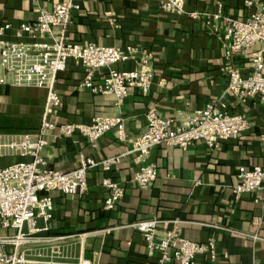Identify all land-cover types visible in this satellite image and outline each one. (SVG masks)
Listing matches in <instances>:
<instances>
[{"label": "crops", "instance_id": "obj_1", "mask_svg": "<svg viewBox=\"0 0 264 264\" xmlns=\"http://www.w3.org/2000/svg\"><path fill=\"white\" fill-rule=\"evenodd\" d=\"M60 0H0V35L9 41L29 42L18 34L20 23L34 20V8L50 10ZM183 0L181 14L159 8L158 0H80L71 11L65 35L71 42L137 48V58L118 64L132 70L146 58L152 73L146 93L130 88L119 104L109 94H94L81 87L80 67L71 59L56 77L60 99L54 123H87L95 115L119 116L125 140L118 141L110 129L94 143L77 133L62 137L46 131L41 151L45 167L68 171L78 165V156L100 160L119 156L108 170L87 169L86 188L81 195L50 191L52 201L49 235L72 236L65 240L76 250L75 235L82 234L81 256L97 264H154L158 253L149 254L141 234L133 224L156 220V234L162 222L178 220L179 233L193 242L213 243L214 258L201 254L194 264H264V186L255 194L234 199L230 189L237 183L236 168L257 165L264 169V100L258 96L241 103L226 92V67L242 75L250 71L249 51L240 50L224 57V17L242 19L264 0ZM195 12L196 17L188 16ZM217 14V17H213ZM254 47H257L255 45ZM0 166L29 160L4 145L19 134L33 135L40 123L45 90L13 84L0 70ZM163 79V85L159 79ZM212 103L228 113L243 114L247 128L234 139L209 148L201 141L184 150L163 144L143 156L130 152L132 140L144 129L145 112L153 108L161 117L184 123L194 109ZM155 166V177L145 187L136 185L134 172L143 165ZM102 178L118 182L123 194L112 210L102 208L106 189ZM42 222L37 220V225ZM166 226V225H165ZM13 230L0 228V234ZM253 236H256L254 238ZM174 264V263H171Z\"/></svg>", "mask_w": 264, "mask_h": 264}, {"label": "built area", "instance_id": "obj_2", "mask_svg": "<svg viewBox=\"0 0 264 264\" xmlns=\"http://www.w3.org/2000/svg\"><path fill=\"white\" fill-rule=\"evenodd\" d=\"M250 5L249 0L243 1ZM159 8L169 14H181L183 0H158ZM80 0H60L50 10L34 8V20L20 23L18 34L31 38L29 42L9 41L0 38V70L10 77L13 84L44 88L45 97L40 113V123L33 134H19L4 146L29 160H19L0 166V228L11 229V234H0V264H97L81 256L83 235H75L76 250L65 240L72 236L49 235L52 201L50 191L65 195H81L86 188L87 169L98 167L106 171L118 162L119 156L100 160L78 156V165L68 171L45 167L41 155L46 145L44 134L55 131L66 137L77 133L89 143H94L110 129H114L118 141L125 140L122 119L119 116L95 115L87 123H54L50 116L57 114L60 99L55 89L57 75L65 69L66 61L73 60L81 69L79 85L94 94H109L119 104L130 88L138 87L146 93L152 79L145 67L146 58H140V66L127 70L118 64L135 60L137 48L102 46L93 43L71 42L65 35V26L71 11H78ZM195 12L188 16L196 17ZM214 14L213 17H217ZM222 35L224 57L230 58L240 50L249 51L251 64L248 74L242 75L236 68L227 66L226 92L244 103L258 96L264 100V3L259 2L242 19L224 17ZM8 24L0 27V35ZM257 45V47H254ZM0 77V84L5 83ZM163 85V79H159ZM212 103L192 110L179 126L168 117L158 116L153 108L145 112V126L130 144V152L143 156L147 151L163 144L184 150L190 143L201 141L209 148H218L222 141L236 138L247 128L243 114L228 113ZM264 124V120H263ZM155 177V166H140L133 175V182L147 186ZM237 183L230 189L234 199L254 193L259 201V192L264 186V169L257 165L236 168ZM102 187L107 191L102 201L104 210H112L123 194L120 183L102 178ZM37 220L42 224L37 225ZM156 220H142L133 224L141 234L149 254L157 252L154 264H194L196 255L214 258L213 243L193 242L179 233V221L162 222L164 229L156 234ZM166 225V226H165ZM256 238V236H253Z\"/></svg>", "mask_w": 264, "mask_h": 264}]
</instances>
